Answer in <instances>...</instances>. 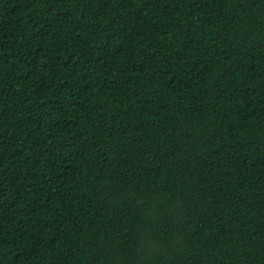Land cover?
<instances>
[{"label":"trees","instance_id":"trees-1","mask_svg":"<svg viewBox=\"0 0 264 264\" xmlns=\"http://www.w3.org/2000/svg\"><path fill=\"white\" fill-rule=\"evenodd\" d=\"M0 264H264V0H0Z\"/></svg>","mask_w":264,"mask_h":264}]
</instances>
